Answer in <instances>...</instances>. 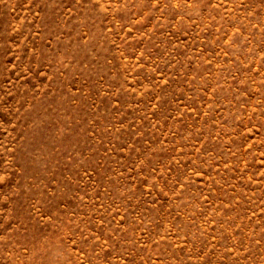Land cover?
<instances>
[{
  "label": "rangeland",
  "instance_id": "1",
  "mask_svg": "<svg viewBox=\"0 0 264 264\" xmlns=\"http://www.w3.org/2000/svg\"><path fill=\"white\" fill-rule=\"evenodd\" d=\"M0 264H264V0H0Z\"/></svg>",
  "mask_w": 264,
  "mask_h": 264
}]
</instances>
